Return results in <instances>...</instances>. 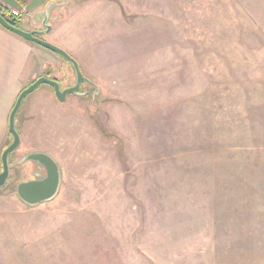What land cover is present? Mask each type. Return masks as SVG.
Returning a JSON list of instances; mask_svg holds the SVG:
<instances>
[{
	"label": "rangeland",
	"instance_id": "374dc122",
	"mask_svg": "<svg viewBox=\"0 0 264 264\" xmlns=\"http://www.w3.org/2000/svg\"><path fill=\"white\" fill-rule=\"evenodd\" d=\"M4 1L41 27L48 0ZM64 1L41 37L89 82L63 101L41 83L18 108L0 264H264V0ZM37 47L43 75L74 84ZM34 150L60 184L33 205L14 182Z\"/></svg>",
	"mask_w": 264,
	"mask_h": 264
},
{
	"label": "water",
	"instance_id": "95a60500",
	"mask_svg": "<svg viewBox=\"0 0 264 264\" xmlns=\"http://www.w3.org/2000/svg\"><path fill=\"white\" fill-rule=\"evenodd\" d=\"M65 1H56L50 0L46 3L44 11L38 12L35 16L41 15V24L45 27L44 29H24L20 26H16L10 23L0 12V25L2 24L3 27L6 29L16 33L17 35L21 36L22 38L32 41L34 43L39 44L40 46H44L51 51L59 54L62 58L66 59L75 72V81L74 84L66 87H61L59 81L55 78H50L46 75L38 76L34 81L30 82L26 85L16 96L15 102L10 108L9 116H8V129L9 134H11L12 139L5 146V148L1 152V170H0V186L4 185L3 183L6 182L7 177L9 175L10 163L8 161V157L10 152L15 150L20 144V135L18 134V130L15 125V119L18 108L21 106L24 96L28 93L35 90L41 83H46L51 85L53 89V93L57 99L63 101L67 94L69 93H78L80 88V83L82 81L89 82L88 78L85 77L81 70H79V64L73 56H71L64 48L47 41L40 34L48 32L50 29V23L48 20L50 19V8L56 5H60ZM55 18L57 15L54 16ZM24 160H36L40 162V165L46 171V176L42 179H33V180H26L22 181L17 185V196H19L22 200H24L28 204H37L42 201L48 200L55 196V193L58 192L59 187V180H60V173L59 167L56 163V160L51 157L50 154L41 151V150H34L27 153L24 157Z\"/></svg>",
	"mask_w": 264,
	"mask_h": 264
},
{
	"label": "crops",
	"instance_id": "0c3cea01",
	"mask_svg": "<svg viewBox=\"0 0 264 264\" xmlns=\"http://www.w3.org/2000/svg\"><path fill=\"white\" fill-rule=\"evenodd\" d=\"M31 1L38 6L41 0H29ZM42 51L44 50L37 47L36 43L0 25V146L5 143L10 133L7 121L16 96L32 80L45 74L44 71L48 68L46 61L40 62L37 59L38 53L44 54ZM52 93L42 90L46 99L52 97Z\"/></svg>",
	"mask_w": 264,
	"mask_h": 264
},
{
	"label": "flooded vegetation",
	"instance_id": "af4514ba",
	"mask_svg": "<svg viewBox=\"0 0 264 264\" xmlns=\"http://www.w3.org/2000/svg\"><path fill=\"white\" fill-rule=\"evenodd\" d=\"M51 15V14H50ZM41 20V17L39 18L38 22ZM38 30L39 29H44V26L42 27H38L37 28ZM43 34H40V36H42ZM83 82H86L88 83L87 81H82L80 83V89L81 90V84ZM62 87H65V86H62ZM68 96V95H67ZM44 151V150H42ZM13 152V151H12ZM46 153H48L47 151H44ZM49 154V153H48ZM10 155V154H9ZM8 161H10L9 157L7 158ZM1 160V159H0ZM58 164V163H57ZM0 166H1V161H0ZM38 167H41L40 165V162L39 161H36V160H27L24 164L20 165V168L18 171H20V178L16 180L15 183V192L17 194V185L22 182V181H26V180H33V179H42L46 176V171L44 170L43 167H41V170H38ZM58 167L60 168V166L58 165ZM58 168V169H59ZM59 172H60V169H59ZM8 179H9V175L7 177V180L6 182H8ZM59 188V187H58ZM18 195V194H17ZM16 195V196H17ZM19 197V196H18ZM20 198V197H19ZM21 199V198H20ZM22 200V199H21ZM23 202H25L24 200H22Z\"/></svg>",
	"mask_w": 264,
	"mask_h": 264
},
{
	"label": "trees",
	"instance_id": "16d2710c",
	"mask_svg": "<svg viewBox=\"0 0 264 264\" xmlns=\"http://www.w3.org/2000/svg\"><path fill=\"white\" fill-rule=\"evenodd\" d=\"M0 12H1V10H0ZM1 14L10 22V23H12V24H14V25H16V26H19V25H17V23H15V21L13 22V19L8 15H6L3 11L1 12ZM51 78H55V77H51ZM36 79V78H35ZM34 79V80H35ZM56 79V78H55ZM34 80H32V81H34ZM31 81V82H32Z\"/></svg>",
	"mask_w": 264,
	"mask_h": 264
},
{
	"label": "built area",
	"instance_id": "2783aa9c",
	"mask_svg": "<svg viewBox=\"0 0 264 264\" xmlns=\"http://www.w3.org/2000/svg\"><path fill=\"white\" fill-rule=\"evenodd\" d=\"M2 5H3V4H2ZM2 10H4V9L2 8ZM7 11H9L8 13L11 14V15H13V16H18V15H20V11H19V10H16L15 8H10V9H8Z\"/></svg>",
	"mask_w": 264,
	"mask_h": 264
}]
</instances>
